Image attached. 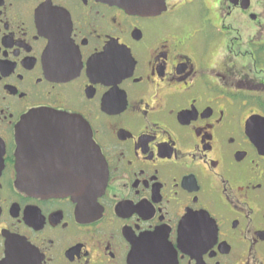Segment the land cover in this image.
<instances>
[{
	"label": "flooded vegetation",
	"instance_id": "1",
	"mask_svg": "<svg viewBox=\"0 0 264 264\" xmlns=\"http://www.w3.org/2000/svg\"><path fill=\"white\" fill-rule=\"evenodd\" d=\"M0 264H264V0H0Z\"/></svg>",
	"mask_w": 264,
	"mask_h": 264
},
{
	"label": "water",
	"instance_id": "2",
	"mask_svg": "<svg viewBox=\"0 0 264 264\" xmlns=\"http://www.w3.org/2000/svg\"><path fill=\"white\" fill-rule=\"evenodd\" d=\"M109 4L117 5L124 9L126 12L133 14H149L159 11L164 8L165 0H102ZM60 112L46 111L45 113H33L26 115L24 123L19 130V141L25 142L27 140L26 125L29 122L27 118H35L36 116H52L54 118L59 117ZM57 121H67L66 119H56ZM54 120V121H56ZM48 121H42L46 124ZM34 123V122H33ZM78 130L76 135L79 138L81 136L82 142L79 143L80 155L83 154V158H80V170L84 169V177L80 182L67 183V177L61 175L59 177H48V185L42 186H29L22 185L16 182V186L25 192L35 196H59L60 194L66 196H72L73 200L79 207L89 206L92 208L97 202V198L102 195L103 189L106 184V172L103 170L102 161H98V154L90 145L89 137H87V130L83 129V126ZM81 157V156H80ZM46 180V179H45Z\"/></svg>",
	"mask_w": 264,
	"mask_h": 264
}]
</instances>
